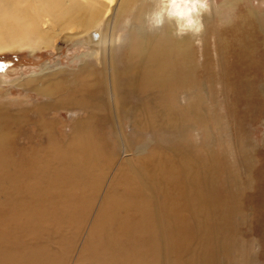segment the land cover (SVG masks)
Returning <instances> with one entry per match:
<instances>
[{"label":"bare ground","instance_id":"1","mask_svg":"<svg viewBox=\"0 0 264 264\" xmlns=\"http://www.w3.org/2000/svg\"><path fill=\"white\" fill-rule=\"evenodd\" d=\"M152 8L150 0H0V50H47L62 31L88 50L76 57V76L45 63L18 81L22 100L0 99V264H246L232 231L242 183L213 146L191 152L187 142L161 141L181 140L186 125L199 141L210 133L198 68L208 66L213 40L215 52L232 46L241 57L250 28L241 16L226 42L212 29V7L199 35L178 37L167 21L136 33ZM117 24L129 30L116 58ZM63 111L70 121L60 138ZM103 112L118 142L109 158L92 126Z\"/></svg>","mask_w":264,"mask_h":264},{"label":"rangeland","instance_id":"2","mask_svg":"<svg viewBox=\"0 0 264 264\" xmlns=\"http://www.w3.org/2000/svg\"><path fill=\"white\" fill-rule=\"evenodd\" d=\"M224 3L225 0H212V7L215 12L209 15H214L212 29L228 42L232 36L233 25L237 21L231 27L222 29L218 27V14ZM150 5L152 8L154 0H150ZM131 6L130 4L127 5V14L133 15L136 7L133 5L130 8ZM146 13L147 11L144 12V16ZM237 15L239 20L243 16L245 24L250 28L249 34L245 38L246 45L238 50L241 57L247 58V60H244V63L240 65L238 62L241 58L238 56L239 52H237V48L233 50L234 47L232 46L229 49L227 46L226 49L222 48V51L215 52L216 46L213 40L212 50H209L208 66L205 70L203 68L201 70L200 67V70L198 68L197 71L198 77L201 76V82L205 81L207 84V87L205 86L206 88L201 92L203 100L201 111H207L211 126L210 133L202 135L200 142L195 132L192 131V127L186 125L182 128L181 140L166 133L162 136L161 143L165 146L173 145L174 147L175 145L174 148L179 149V144L187 142L191 152L196 147V143L201 146L203 144L211 145L215 148L218 159L224 158L221 168L230 172L231 175H236L243 185V192L239 198V200L241 199L239 208L243 211V215L241 220L238 219L240 221H237V225L234 223L236 226L232 231L243 242L245 263L264 264V0H241L238 4ZM144 16L142 20L137 22L138 31L136 33L141 34L144 29L149 31L144 23ZM117 25L113 39V44L116 46V58L117 55L119 56L125 33L129 30L128 27H122V24ZM67 33L66 31L60 32L53 41V47L47 50L30 51L27 48L16 46L0 50V99L22 100L25 92L17 85L18 81L22 80L21 77H26L46 66L43 65L45 63H48L47 65L51 68L61 65L67 71L66 75L72 72V75L76 76L77 70H79V59L76 57L80 53L81 55L87 54L88 50L86 51V48L80 45L81 37H71ZM107 35L106 49L109 45V31ZM135 36L138 35L135 34ZM197 54L195 60L200 62L199 51ZM236 57L238 58L236 59ZM234 61H237V64ZM238 65L241 67L240 69H238ZM123 78L124 75L118 79V83H121L119 86L124 84ZM74 79V77L69 78L68 85L64 83V87L62 85L61 87L64 89H68L70 85L74 87V83L71 81ZM207 92L211 103L206 100ZM152 113L154 114V112ZM103 115L106 118H100L101 121L94 122L92 126L94 125V135L99 142L98 145L103 150V155L108 157L109 154L111 156L117 151L118 142L108 135L110 116L104 112ZM58 117L60 121L55 120L54 127L58 136L62 138L65 137L70 120L66 111H63ZM188 119L185 118V121L187 122ZM23 126L28 127V123L24 121ZM108 137H111L110 140ZM134 139L133 137L129 139L131 144ZM202 149L204 147H200L198 153L202 154ZM214 190L216 196L217 187ZM218 197H222L221 194ZM41 252L48 254L45 249L39 250L37 254L40 256ZM30 255L34 257V255Z\"/></svg>","mask_w":264,"mask_h":264},{"label":"clouds","instance_id":"3","mask_svg":"<svg viewBox=\"0 0 264 264\" xmlns=\"http://www.w3.org/2000/svg\"><path fill=\"white\" fill-rule=\"evenodd\" d=\"M241 0H225L218 14V27H231L237 19ZM212 12V0H154L144 16L148 30L158 29L167 21L178 37L199 35L205 29V16Z\"/></svg>","mask_w":264,"mask_h":264}]
</instances>
